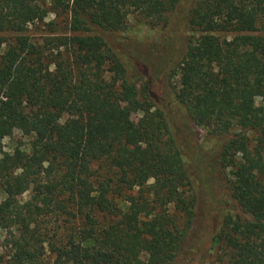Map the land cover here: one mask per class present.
<instances>
[{"label":"trees","instance_id":"trees-1","mask_svg":"<svg viewBox=\"0 0 264 264\" xmlns=\"http://www.w3.org/2000/svg\"><path fill=\"white\" fill-rule=\"evenodd\" d=\"M52 1L71 34L51 39L67 48L51 58L26 34L48 15L41 0H0V32L15 34L0 40V246L9 264H175L196 216L191 142L150 82L140 100L127 50L110 38L131 13L169 27L184 0ZM192 2L185 25L199 34L170 78L177 106L212 122L229 172L213 241L228 248L223 264H264V0ZM16 130L27 149L3 150Z\"/></svg>","mask_w":264,"mask_h":264},{"label":"rangeland","instance_id":"rangeland-1","mask_svg":"<svg viewBox=\"0 0 264 264\" xmlns=\"http://www.w3.org/2000/svg\"><path fill=\"white\" fill-rule=\"evenodd\" d=\"M41 3L48 9V15L43 22L30 25L26 34L43 46L46 55L52 58L53 53L56 54L59 50L67 49L62 42L51 39L71 34L67 25L69 15L52 0H41ZM192 4V0H184L177 10L178 13L170 20V26L166 28L163 23L157 24L154 20L146 19L137 13H131L128 16L126 27L116 31L110 40L115 43L116 47H121L122 52L127 50V55L122 52L121 55H125L127 76L129 80L137 84L140 100H144L146 83L150 82V91L154 102L165 110L173 123H179L183 125V129L186 128L184 131L191 142L186 147L185 154L187 167L194 176L193 185L197 192L196 216L186 241L185 253L188 258L182 255L175 264H223L229 253L228 248L223 242H214L213 236L221 229L226 213L225 209L219 208V205L223 203V195L227 194L228 183L225 175L229 172L228 170L226 173L223 172L218 163L219 146L217 137H214L212 122L210 120L196 122L184 106L183 108L177 106L178 102L174 92L177 89L175 87H177L178 76L174 75L170 78V72L180 61L187 43L199 34L191 26L185 25V13ZM14 36V33L0 32V40L4 46L12 41ZM226 36L231 37V34H226ZM115 38L124 39L141 49L129 47L124 42L119 43ZM149 53L150 57H148ZM146 67L149 75L144 72ZM52 68L54 67L52 66ZM256 103L264 104V101L257 98ZM141 116L142 112L133 113L132 123L137 124ZM193 142L196 144V149L191 147ZM21 143L22 147L27 149L28 137L22 131L16 130L11 137L4 139L3 150L10 151L15 145ZM152 181L149 178L147 183ZM129 193V191L126 192V194ZM29 195L28 192L22 198L26 199ZM5 196L0 181V200ZM120 205L126 207L123 200H120ZM5 235L6 231L0 229V244L3 246ZM0 253L4 256L2 264H9L8 249L0 246Z\"/></svg>","mask_w":264,"mask_h":264}]
</instances>
